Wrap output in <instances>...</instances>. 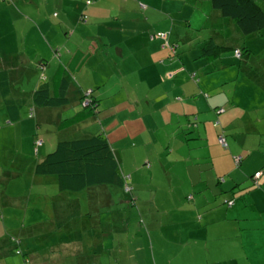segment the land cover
<instances>
[{
	"label": "crops",
	"instance_id": "obj_1",
	"mask_svg": "<svg viewBox=\"0 0 264 264\" xmlns=\"http://www.w3.org/2000/svg\"><path fill=\"white\" fill-rule=\"evenodd\" d=\"M66 1L68 0H54L56 4L55 8L58 9V15L54 13L55 17L59 18V22L65 28L71 26L72 17H75L77 10L82 8V12L87 17L89 15L91 20L87 24L85 23V26L80 27L86 35L96 38L105 48L116 54L115 57L119 58L118 60L120 61V64L117 65L120 70L125 69L124 73H137L140 84L145 85L148 90H156L159 86H155L165 84L161 87L162 93L156 98L155 102H150V104L147 101L139 102L136 108L138 113L132 110L122 115L117 113L115 115H108V117L117 116V125L113 129L114 132L119 128L118 124L122 123L120 117L125 119L126 116H136L137 114L148 117L149 114L151 116L149 117L152 122L151 125L153 124L149 128L154 129L158 117L163 122H171L174 118L173 116H177L178 125L173 131L175 136H185L186 133H189L188 136L190 137L186 138L183 136L184 143H187L185 148L191 146L188 149L190 153L187 152V158L185 159L186 171L189 177H191L190 172L196 173L195 176L197 178L195 180L190 179L191 184H189V187L185 186L187 187V200L193 201L194 205L199 200L204 206L202 213L205 214L208 211L206 214L208 215V219L204 224H201L204 216L202 214L201 216L199 215L197 218V223L199 224L196 228L197 232L190 231L188 234L189 236H193L194 244L197 240L206 243L209 235L222 234L221 229H218L219 227L216 224L218 226L223 224L224 234L228 236L225 258L221 260L210 259L208 261L209 264H238L237 250L233 254L235 247L231 243V236L232 233L236 234L237 231L242 232L244 230H246V237L250 239L241 244L242 253L246 255V259L251 264H264V78H259L256 82L257 84H255L248 79L240 78L239 75H236L235 78L232 77L234 83H239L234 84L235 87L232 90L233 95L227 98V95L222 91V86L225 82H218L219 77L217 75L220 72H217L218 67L215 63L214 69L211 71L207 66V62L200 55H197L196 57H200V61L192 64V66L188 65L186 58L182 56L183 53H186V50H178L181 37L178 36L175 30L173 19H170L168 16H164V18L161 16L159 19L154 20H150L147 17L144 21L132 19L122 20L118 17L109 19L114 12L118 13L123 9H133L140 12L141 10H147L151 6L148 2L149 0H124L123 3H120V0H93L92 2L87 0L90 1L89 5L85 4L86 1L81 0H70V5H68ZM194 1L198 3L199 0ZM203 1L206 2V0ZM259 1L264 11V0ZM185 4L187 2H184ZM20 5L27 10V3L24 0H13V10L9 17V9L5 0H0V37H3V39H0V43L9 45L8 53L7 49L0 45V54L2 55L0 58V119L5 120L7 118V123L10 122V118L9 114L5 112L6 104L12 99L21 98L22 95L30 96L32 94L23 93L24 91L19 86L16 89L18 82L20 83L19 77L24 73H31L34 75L36 82L29 90L34 91L40 87L37 63L41 60L40 58H44L42 54H39L33 60L26 54L19 53L16 50L15 44L17 42L21 44L28 42V39L25 38L19 29L21 28L22 30L24 25L28 23L26 17V19L20 17L22 13L18 15V11L22 10ZM38 10L40 11V9ZM14 12L17 13V21L12 17ZM71 12L72 16H70ZM47 14L49 15V12ZM191 16H195V13L192 12ZM210 16L215 20H219L223 26L226 25L236 33L237 30L233 24L223 20L218 13L211 10ZM39 21L42 24L44 23V20ZM189 22L191 23V20ZM61 24L60 31L63 34L65 42H63L60 36L57 39L59 43L56 46V51L59 53L60 61L63 55L68 56V59L65 64L61 61L59 66H63L70 73L75 81L73 87L77 86V88L82 89V86L79 85L80 79L76 75L89 73L85 68V61L88 55L79 50L78 47L73 51L68 47L69 44L72 45L69 42L73 40L74 34L79 29V26L74 31H69V29L61 30L63 27ZM16 25L19 27L18 29ZM204 27L206 28L205 25L202 26V28ZM97 30L106 32V34L100 36ZM40 33H42L41 30ZM158 36L160 38H156ZM202 40L204 39H200L199 42ZM33 41L41 44L43 48L45 47L44 40H41L38 35ZM133 41L141 43L142 47L140 46L139 49H136L134 43V46L131 48V42ZM47 42L50 43L51 41L47 40ZM246 43L250 47L261 48V44L264 43V30L259 36L252 37ZM172 45L176 46L175 54H172L168 47ZM151 46L154 49L153 52L150 50ZM64 48L68 49V53L62 55ZM251 49L253 50V48ZM127 53L129 54L128 56H126ZM15 62L27 65L28 69H17L13 66ZM220 65L222 68L225 65V61L222 58H220ZM59 66H56V69ZM132 69L134 70L132 71ZM54 72L52 73V70L45 68L46 82L49 80V85ZM190 74H196L198 79L197 87L189 79ZM48 75L50 78H48ZM209 75H213L214 77L212 87H207V78ZM97 88L99 87L97 86ZM206 92L214 94V100L206 101L202 99L201 105L195 103V97L201 94L206 95ZM106 98L111 97L107 96ZM115 105H110L109 103L110 107ZM72 107L50 110L38 109L36 111L35 121L39 128L42 129L43 125L49 128L48 130L42 129L43 134L40 137L42 140L38 138L39 136L37 137L40 142V147L38 148H33V137L37 135H32L31 139L23 136V125L19 121L20 119L15 121L16 123L4 132L9 138L13 154L18 156L22 163L28 164L30 178L24 185L25 189L21 195L8 196L6 193L0 194V205L4 207L6 214V225L3 226V222L2 224L0 223V237L4 234L9 235L7 241H1L0 239V251L7 249L11 238H21L22 243L24 241L25 243H29L32 237L61 236L66 233H78V231H74L78 227V219L83 214H87L90 216V220L86 218L82 219L84 220L82 224L86 225L83 228H86V231L91 234L92 241L88 246L85 244L79 246L73 245L70 257H80L78 261L81 262L84 260V264H100L99 261L103 263L105 259L108 260L111 254L116 261L119 260L120 255H123L124 251L119 244L116 248L111 244L108 246L104 244V240H110V243H114L111 242L114 239L111 237L110 231L106 234L107 227L110 229L111 226L109 219L113 211L110 208L114 204L107 190L101 188L100 190L87 189L83 191L86 192L84 196L85 206L81 207L78 201L81 198L79 193L82 191L74 194L61 191L54 177L41 176L35 173L36 163L55 148L58 142L56 134L60 133L63 135L64 132L68 133L70 130L76 131V133H78V130L82 131L83 126L81 123L93 119L99 112L97 111L93 117L81 118L77 123L75 122L76 124L74 126L64 129L65 123H67L66 121L80 111L78 106ZM219 108L224 111L217 113L216 110ZM209 112L210 114L206 116ZM145 121L149 122V120ZM104 130V127H102L103 134ZM98 131V126L95 124L93 128L82 131L81 137L92 136L91 134H95ZM2 132L0 130V133ZM145 134L146 130L142 131L140 135L143 137ZM168 135L171 139L173 138L172 131ZM218 140H225L226 147L224 148L225 145L222 142L220 144ZM142 146L141 153H147L146 146L144 144ZM195 150L199 153L197 158H193ZM32 156H35V160ZM236 156L238 159H236ZM37 158L38 160H36ZM233 159L237 165H233ZM12 163L14 164L15 161ZM32 163L33 165L30 166ZM8 171L9 176L5 183L9 182V179L12 180L15 178V175H13L14 172L11 170ZM257 172H260V177L258 178L259 185L253 187L252 176ZM218 179H222L223 182H219ZM52 186L56 188L57 192L53 196L46 197L50 194L49 188L51 189ZM224 190H228V192H225L228 193L227 196L223 195L224 193L222 191ZM208 200L209 202H216L217 204L213 205L208 203ZM225 200H231L230 207L224 204ZM219 201L225 205V208H222L218 204ZM91 202L97 204L102 203L101 207H106L105 213L102 214L97 208L91 207ZM205 208L208 210H205ZM40 213L43 216L39 215ZM114 213L118 215L117 220H119L120 212ZM49 214L50 216L47 218ZM15 215L21 218L18 219ZM242 215L245 218L242 220H246L247 223L242 226L233 224L237 230L232 229L229 224H232L231 222L233 221H240L238 218H242ZM214 216L215 218L213 219ZM39 219H45L46 221L40 223L38 221ZM121 220L125 221L126 219L124 216H121ZM48 222H50L49 226L54 227V230H49L50 233L53 232L51 234L45 233L44 231L46 223ZM112 225L114 227V224ZM150 238L151 236L149 237L150 252L154 259V248L153 243L150 242ZM57 242L58 244L52 246L47 254H40V251L36 247L31 250L29 252V264H48L45 261L50 260L51 257H55L56 250L60 251L65 249L70 244L69 242H63L61 237H59ZM135 249L137 253L142 251L140 245H137ZM105 250H114L116 252L109 253V257H106ZM138 255L134 253L128 254L127 256H130L137 264ZM0 260H6L7 263L5 264H20L19 258L13 259L12 257L8 258V256H5ZM74 262L77 264L76 261ZM58 263L61 264V260L53 264Z\"/></svg>",
	"mask_w": 264,
	"mask_h": 264
},
{
	"label": "rangeland",
	"instance_id": "obj_2",
	"mask_svg": "<svg viewBox=\"0 0 264 264\" xmlns=\"http://www.w3.org/2000/svg\"><path fill=\"white\" fill-rule=\"evenodd\" d=\"M24 1L27 3V10H25L24 7L22 8V5H20L22 10L18 11V15H21L22 13V16L20 17L24 19L27 18L26 20H28V23L24 25L22 30L17 25L16 28L20 29L25 38L28 39V42L25 44L17 42V44H15L16 50L19 53L26 54L33 60H35L39 54H42V57H44L43 60L46 61L45 68L52 70L53 73L56 70V66H59L61 61L65 64L68 59V56L63 55L68 53L67 48H64L63 51L61 50L63 55L61 61L60 57L58 58V56H54V52L57 50L56 46L59 43L57 39L61 36L63 42H65L63 34L60 31L61 23L59 22V18L55 17L54 14L56 13L58 15V9L55 8L56 4L54 0ZM69 1L70 0L66 1L68 2V5H70ZM90 1L92 2L93 0ZM12 2L13 0H5L9 9V17L13 10ZM119 2L123 3L124 1L120 0ZM148 2L151 6L147 10H141L140 12L133 9H123L118 13L114 12L109 19L118 17L122 20L132 19L136 21H144L147 17L150 20H154L159 19L161 16H163L162 18H164V16H168L170 19L174 20L175 30L178 36L181 37L178 44V50H186V53H183L182 56L186 58L189 66H192V64H196L200 61V57H196L197 55H200V48L202 46L201 42H199L200 39L206 40L212 36L216 37L218 40L227 39V42L235 45H241L244 42L243 37L237 31L235 33L231 28L226 25L223 26L219 20H215L210 16V1H198V3H195L194 0H149ZM184 2H187V4L184 5ZM38 9H40V11ZM81 9L82 8L77 10L75 17H72L71 26L69 28H65L61 24L63 26L61 30L69 29V31H74V29L79 26V29L74 34L73 40L71 42L68 40V42L72 43V45H67L72 51L78 47L79 50L88 55V58L85 61V68L89 71V73L76 75V77L80 79L79 85L82 86V89L76 87L75 91H80L85 94L92 92V95L98 100L96 111L99 112L93 117V119L81 123L83 126L82 131H87L88 129L93 128L95 124L98 126L99 131L91 135L94 136L100 133L108 140L119 165L121 176H123L127 184L133 189L132 195L135 198V204L129 206L128 198L131 197L129 193L126 191V193H121L120 191L117 192L118 189L115 188L106 189L112 192L113 197L115 194L125 195L124 199L126 200L127 206H111L110 210L113 211L111 213V218L109 219L111 226L110 229H108L106 225V234L110 231L111 237L114 239L111 242L114 243H110V240H104V244L106 246L111 244L114 248H116L119 244L124 253L122 256L120 255L119 260L116 261L112 254L109 257V253H115L116 251L105 250L104 253L107 255L106 257L109 258L108 260L105 259L103 263L136 264V261H133L130 256H127L128 254L134 253L139 254L137 256V264H209L208 261L210 259H224L227 252L226 243L228 236L224 234L223 224H220L219 226L216 224V226L219 227L218 229H221L222 234L209 235L206 243L197 240L194 244L193 236H189L188 234L190 231L197 232L196 228L199 226L197 218L199 215L201 216L202 214L204 216L201 224L205 223L208 219V215H206L208 211L205 214L202 213L204 211V206L199 200H197L198 202H196V205H194L193 201L187 200L188 194H186V190L187 187H189V184H191L190 179L195 180L197 177L195 176L196 173L193 172H190L191 177H189L186 171L185 159L187 158L188 149H190L191 146L185 148L187 143H184V135L175 136V133L173 132L174 128L178 125V117L173 116L174 118L171 122H163V120L158 117L154 129L149 128L152 123L149 118L151 117L149 114L148 117L144 115L140 116L139 114L136 116H126L125 119L120 117L123 124L119 123V128L113 132V129H115L117 125V116L108 117V115H115L117 113L122 115L123 113H128V111L132 110L137 112L136 108L139 102L147 101L148 104H150V102H155L156 98L162 93L161 87L165 84L155 86H159L156 90H148L145 85L140 84L139 75L137 73H124L125 69L120 70L117 66L120 64V61L118 60L119 58L115 57L116 54L105 48L96 38L86 35L80 27L83 25L85 26L80 19V16L83 13ZM48 12L49 15L47 14ZM192 12L195 13V16L193 17L191 16ZM70 16H72V12L70 13ZM12 17L17 21L18 17L16 12H14ZM87 18L88 20L86 24L91 20L89 15ZM39 20H44V23L42 24ZM190 20L191 23L189 22ZM203 25H205L206 28L204 27L202 29ZM39 29L42 33H40ZM97 32L100 36L106 34V32L99 30H97ZM37 35L41 40H44V48L41 44H37L33 41ZM173 35L175 36V34ZM156 38L160 37L158 36ZM0 39H3V37H0ZM46 39L51 42L48 43ZM134 43L136 49H139L140 46L142 47L141 43L133 41L131 42V48L134 46ZM0 45L7 49V53L9 52L8 44L0 43ZM251 47L255 51L259 50V48H255L253 46ZM150 50L152 52L154 51L152 46L150 47ZM128 55L129 54L127 53L126 56ZM1 57L2 55L0 54V58ZM221 58L225 61L223 68L220 65V60L215 61V64L218 67L217 72H220L219 75H217L219 77L218 82H225L222 86V91H224L228 98L233 95L232 90L235 87L234 84L239 83H234L232 78L234 71L237 68L236 66L239 64V60L230 51L222 53ZM205 61L207 62L210 70L213 71L214 64L208 62L207 60ZM13 66L21 70L22 68L24 70L28 69L27 65L21 64L20 62H15ZM133 70L134 69H132V71ZM106 73H108V75H106ZM48 78H50L49 75ZM191 80L194 82L193 79ZM19 81L20 83L18 82L16 89L19 86L24 91L23 93H33V90L29 89L32 88L36 82L34 75L31 73H24L19 77ZM207 81V87H212L214 84L213 75H209ZM97 86L99 88H97ZM194 86L197 87V82H194ZM76 92L74 93L75 97L73 96L72 98L71 106H78L79 108L80 102L77 98ZM107 96H110L111 98H106ZM195 98V103L201 105L202 99L206 101L211 99L214 100L215 97L214 94L206 92V95L201 94ZM109 103L110 105H116L110 107ZM29 111L30 110L28 108H23L20 115L19 121L22 122L23 125V136L31 139L32 135L35 134L37 137L39 136L38 138L40 140H42L40 138L43 134L42 129L48 130L49 128L46 125H43L42 129H40L35 121V116L34 118L28 117ZM208 114H210V112L207 113L206 116ZM6 119H0V130L3 131L0 133V194L6 193L8 196H16L21 195L22 191L25 189L24 185L30 178V170L27 163H22L19 160V157L13 154L9 138L4 134V132L16 122L11 121V123H7ZM145 120H149V122H146ZM102 127L105 129L104 134L102 133ZM144 130H146V134L142 137L140 134ZM82 131L78 130V133H76V131L70 130L68 133L64 132L63 135L60 133L56 134L57 141L60 139H83L90 136L81 137ZM171 131L173 136L172 139L168 135ZM184 137L187 138L190 136L186 133ZM143 144L147 148V153H141L140 151L143 149ZM198 154L199 153L195 150L193 158H197ZM33 159L35 160V156ZM236 159H238L237 156ZM36 160H38V158ZM13 161H15L14 164L12 163ZM232 163L233 165H237L234 159ZM31 165H33V163L30 164V166ZM8 170L14 172L13 175H15V178L12 180L9 179V182L5 183L9 176ZM49 192L50 194L46 197L53 196L57 191L56 188L52 186L51 189L49 188ZM222 192H228V190H224ZM85 195L86 192L79 193L81 198L78 203L81 207L85 206ZM223 195L227 196L228 193H224ZM208 203L213 205L217 204L216 202H209V200ZM218 204L222 208H225V205L221 204V201H219ZM90 205L91 207L100 210L102 214L106 211L105 206L101 207L102 203L97 204L95 202H91ZM208 206L210 207V205ZM205 210L208 209L205 208ZM114 212H120L119 220H117L118 215ZM123 213L124 215H122ZM0 215V223L2 224L3 222L4 226L6 225V214L4 207L1 205ZM39 215L43 216L42 213ZM243 215L241 216L242 218H238L240 221H233L231 222L232 224H229V226L232 229L237 230L236 226L245 225L247 221L242 220L245 219ZM49 216L50 214L47 215V218ZM121 216H124L126 220L122 221ZM20 218L21 217H18V219ZM85 218L90 220V216L87 214H83L81 218L78 219V227L77 229H74V231H78V233L64 234L61 236L52 235L45 237H32V240L29 241V243H25V241L24 243H21L20 249L25 247V245L31 246L37 244V247L42 250L40 251V254L43 252L48 253V249H50L49 246H53L55 241L61 237L63 242H69L70 244L67 245L65 249L60 251L56 250V256L51 257L50 260H46L45 263L52 264L61 260V264H75L71 260L75 258L70 257L72 253V246H79L82 244L88 246V244L92 241L91 234L88 233L86 228H83L82 226V223H84V220L82 219ZM214 218L215 216L213 219ZM38 221L43 223L46 220L39 219ZM49 223L50 222L46 223L44 231L45 233L51 234L53 232L50 233L49 230H54V227L49 226ZM112 224H114V227ZM150 236V242L153 243L154 248V259L152 258L150 252ZM8 237V234H4L0 237V239L1 241H7ZM249 239L250 238L246 237V230L242 232L237 231L236 234L232 233L231 243L235 247L233 254L237 250L238 264H251L250 261L246 259V255L242 253L241 248V244L245 243V241ZM12 245L14 244L12 243ZM137 245H140L142 248L140 253H137L135 249ZM8 248L9 245L7 246V249ZM7 249L5 251H0V259L8 256L9 249ZM12 258L18 259L15 255H12ZM76 262L77 264H80V261ZM99 262L100 264L102 263L101 261ZM5 263H7L6 260H0V264ZM81 264H84V260L81 261Z\"/></svg>",
	"mask_w": 264,
	"mask_h": 264
},
{
	"label": "trees",
	"instance_id": "obj_3",
	"mask_svg": "<svg viewBox=\"0 0 264 264\" xmlns=\"http://www.w3.org/2000/svg\"><path fill=\"white\" fill-rule=\"evenodd\" d=\"M199 1L201 2L203 0ZM206 1H210V9L212 11L218 13L221 18L233 24L237 32L243 37L244 42L241 45L235 46V44L227 42V39L218 40L216 37L210 36L206 40L201 41L200 57L204 61L207 60L214 64L216 60H220L222 53L230 51L239 60L233 77L235 78L236 75H239L241 78L248 79L257 84L256 82L259 78H264V43L261 44V48H259L260 51L255 52L246 42L252 37L259 36L264 30V11L260 5V1ZM86 2V5L90 4V1H88L89 4ZM80 19L84 24L88 20L84 13L81 14ZM168 47L172 54L176 53L175 45ZM54 56L59 57V53L56 51ZM37 67L39 70L37 73H39L40 87L35 89L30 96L22 95L21 98L10 100L5 106L6 112L9 114L10 123L11 121L20 119L19 114L21 115L23 108H28L30 110L28 117L34 118L35 112L38 109H64L71 106L72 98L76 92L74 88L77 86L73 87L75 81L70 73L65 70L63 66L57 67L49 85V82H46L47 77L44 73L46 61L41 59L37 63ZM189 77L193 79L194 82L198 80L196 74H190ZM92 94V92L88 94L80 91L76 92L80 102V111L66 121L67 123H65L64 129L74 126L81 118L93 117L96 114L98 100ZM223 111L224 110L221 108L216 110L217 113ZM253 115L255 116L254 112ZM37 142L38 138L35 136L33 148L40 147L37 145ZM225 147L226 141L224 148ZM35 173L41 176L54 177L59 190L70 194L83 192L87 189L100 190L101 188H103V190L115 188L118 189L117 192L120 191L121 193L126 191L131 195V197L128 198V205L131 206L135 204V198L132 195L133 189L127 184L123 176H121L119 165L111 149V145L100 133L83 139H60L55 148L36 163ZM254 175L252 176L253 187H257L259 185L258 178L260 176L255 178ZM218 181L223 182L222 179H218ZM107 193L112 197V201L114 202V204L112 202L113 205L127 206L126 200L124 199L125 195L115 194L113 197L111 191L107 190ZM230 201L231 200H225L224 204L227 205ZM82 226L86 227L85 224H82ZM21 240V238H11L8 248V258L15 255L20 259V264H29V252L35 249V247L38 251L42 250L37 247V244L31 246L25 245L27 248L20 249ZM12 243L14 245H12ZM57 244L58 242L55 241L54 245ZM51 247L52 246H49V248ZM78 258L80 257L75 258L76 261H78ZM71 260L75 263L74 259Z\"/></svg>",
	"mask_w": 264,
	"mask_h": 264
},
{
	"label": "built area",
	"instance_id": "obj_4",
	"mask_svg": "<svg viewBox=\"0 0 264 264\" xmlns=\"http://www.w3.org/2000/svg\"><path fill=\"white\" fill-rule=\"evenodd\" d=\"M86 3L89 4L88 1ZM219 142H222V144L225 145L224 141L219 140ZM37 145H40L39 141L37 142ZM259 176H260V173H258V172L254 175L255 178H258ZM227 205H228V207H230L231 206L230 202Z\"/></svg>",
	"mask_w": 264,
	"mask_h": 264
}]
</instances>
